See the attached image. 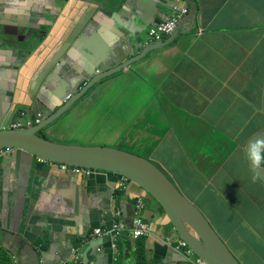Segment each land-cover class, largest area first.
<instances>
[{
  "label": "crops",
  "instance_id": "crops-1",
  "mask_svg": "<svg viewBox=\"0 0 264 264\" xmlns=\"http://www.w3.org/2000/svg\"><path fill=\"white\" fill-rule=\"evenodd\" d=\"M193 1L195 21L173 43L103 79L72 108L103 99L111 128L100 137L163 170L239 264H264V185L246 158L264 131V0ZM0 3V128L29 126L90 75L142 51L148 30L172 17L175 4ZM139 202L151 234L134 240L127 229ZM115 224L117 244L109 234L89 239ZM176 237L160 204L114 173L85 178L20 150L0 156V264H192L172 249Z\"/></svg>",
  "mask_w": 264,
  "mask_h": 264
},
{
  "label": "water",
  "instance_id": "water-1",
  "mask_svg": "<svg viewBox=\"0 0 264 264\" xmlns=\"http://www.w3.org/2000/svg\"><path fill=\"white\" fill-rule=\"evenodd\" d=\"M174 2V13L176 12L175 7L178 5V12H181L183 7H189V12L178 21L176 28L169 37L156 43L148 40L149 44L139 53L127 57L115 67L90 75L84 86L74 93L67 94L57 109L54 111L46 109L45 116L33 114L36 118L31 121L29 126L5 128V124H3V127L0 128V149L20 150L46 161L100 171L97 175L114 173L119 179L125 177L127 182L130 181L138 185L160 204L177 233V241L180 239L186 242L197 257L207 264H239L205 215L180 192L165 172L155 163L120 149L64 144L51 141L39 134L67 113L103 79L127 69L150 52L173 43L178 38L185 23L190 20L195 21L194 16L197 12V5L193 0H184L182 3L174 0ZM1 12L0 3V23L2 22ZM128 38L125 37V39ZM257 141L260 143L257 144ZM254 145L263 155L264 131L254 136L246 147L249 170L264 185V165L254 166L252 159H250V148ZM39 261L37 260L36 264H39ZM42 261L45 262L43 259ZM189 262L192 263L193 260Z\"/></svg>",
  "mask_w": 264,
  "mask_h": 264
},
{
  "label": "built area",
  "instance_id": "built-area-1",
  "mask_svg": "<svg viewBox=\"0 0 264 264\" xmlns=\"http://www.w3.org/2000/svg\"><path fill=\"white\" fill-rule=\"evenodd\" d=\"M178 3L184 2V0H176ZM176 12L173 14L172 17H169L168 19L157 23L156 25L152 26L150 30H148V38L149 41L152 43L161 42L164 41L167 37H169L174 29L176 28L178 21L189 12V7H183L181 12L179 11V5L175 7ZM14 128L21 127L20 124L14 125ZM9 149H0V156L5 154L6 151ZM38 161L40 163H44L52 168L59 169L62 172L70 173L72 175L81 176L85 178H89L91 176L97 175L100 173V171L92 170L88 168H82V167H73L66 164H58L50 161H46L44 159L38 158ZM122 181L127 182V179L125 177L121 178ZM143 205L141 202H139L136 207L133 214V218L131 221L130 228L127 229V232L131 238L134 240L140 239L142 237H148L151 234V226L149 223H147L141 212H142ZM120 216V211L114 212V217L118 218ZM102 228H97L94 230L93 233L89 235V239H98L103 235H112L114 238V242L118 243V237L119 234L122 232V229L120 226L115 224L113 231L111 232H105L101 230ZM169 244V240H168ZM172 249L176 253H180L181 255H184L186 258L189 259V261L193 260L192 264H207L201 258L197 257L194 252L188 247L187 243L183 240H179L174 244H171ZM73 260H78V256L76 251H74ZM39 264H47L46 262L40 260ZM53 264H68L67 261L63 262H57Z\"/></svg>",
  "mask_w": 264,
  "mask_h": 264
},
{
  "label": "rangeland",
  "instance_id": "rangeland-1",
  "mask_svg": "<svg viewBox=\"0 0 264 264\" xmlns=\"http://www.w3.org/2000/svg\"><path fill=\"white\" fill-rule=\"evenodd\" d=\"M54 124L53 132L47 134L44 131V136L51 141L81 146L110 147L111 141L105 140V137L109 136L111 128L110 107L103 99L96 100L95 104L88 103L86 107L79 105L72 108L57 119ZM89 133L94 135L89 136ZM101 133L105 134L104 138L100 137ZM120 150L126 151V149ZM233 212L239 214V210L236 208L233 209ZM233 254L236 255V252L233 251ZM239 261L241 264H245L242 262L243 260Z\"/></svg>",
  "mask_w": 264,
  "mask_h": 264
},
{
  "label": "clouds",
  "instance_id": "clouds-1",
  "mask_svg": "<svg viewBox=\"0 0 264 264\" xmlns=\"http://www.w3.org/2000/svg\"><path fill=\"white\" fill-rule=\"evenodd\" d=\"M256 143L258 144L260 142L257 141ZM250 159H252L254 166L259 167L261 165H264V155H261L255 145L250 148Z\"/></svg>",
  "mask_w": 264,
  "mask_h": 264
},
{
  "label": "trees",
  "instance_id": "trees-1",
  "mask_svg": "<svg viewBox=\"0 0 264 264\" xmlns=\"http://www.w3.org/2000/svg\"><path fill=\"white\" fill-rule=\"evenodd\" d=\"M41 136L45 137L42 132L39 133ZM46 138V137H45ZM264 155V154H263ZM141 254L145 255V251L142 250Z\"/></svg>",
  "mask_w": 264,
  "mask_h": 264
}]
</instances>
